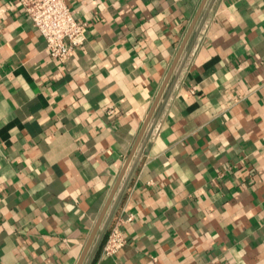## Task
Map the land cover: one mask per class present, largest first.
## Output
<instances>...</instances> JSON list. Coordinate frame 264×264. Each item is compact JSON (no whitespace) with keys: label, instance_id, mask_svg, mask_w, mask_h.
<instances>
[{"label":"crops","instance_id":"crops-1","mask_svg":"<svg viewBox=\"0 0 264 264\" xmlns=\"http://www.w3.org/2000/svg\"><path fill=\"white\" fill-rule=\"evenodd\" d=\"M68 2L61 62L0 0V264H264V0Z\"/></svg>","mask_w":264,"mask_h":264},{"label":"built area","instance_id":"built-area-1","mask_svg":"<svg viewBox=\"0 0 264 264\" xmlns=\"http://www.w3.org/2000/svg\"><path fill=\"white\" fill-rule=\"evenodd\" d=\"M24 10L46 41L48 53L66 62L87 39L89 23L78 19L68 0H21ZM110 111H113L111 108ZM129 216L127 221H131ZM127 244L119 223L115 224L103 247V254L113 255Z\"/></svg>","mask_w":264,"mask_h":264},{"label":"water","instance_id":"water-1","mask_svg":"<svg viewBox=\"0 0 264 264\" xmlns=\"http://www.w3.org/2000/svg\"><path fill=\"white\" fill-rule=\"evenodd\" d=\"M182 51H183V48H181V50H180V52H179V56H178V58H180V55H181ZM177 60H178V59H177ZM175 66H176V63H175L174 66L172 67L171 72H170V74L168 75V77H167V79H166V81H165V83H164V86H163V88H162L160 94L158 95V97H157V99H156V101H155V103H154V106H153V108H152L150 114L148 115V117H147V119H146V122L144 123V126H143V128H142V131H141V134H140V136H139V138H138V141L136 142V145H135L134 150H135L136 147L138 146L139 140H140L141 136L144 134V131L146 130V128H147V126H148V124H149V122H150L151 116H152V114L154 113V110H155L157 104H158L159 101H160V98H161V96H162V94H163V91H164V89H165V87H166V85H167V83H168V81H169V79H170V77H171V74H172V72H173ZM121 178H122V177H120V179H121ZM119 183H120V180L118 181V183H117V185H116V187H115V190L113 191V194H114V192L116 191V189H117ZM113 194L110 196V198H109V200H108V202H107V204H106V206H105V208H104V210H103V212H102V215H101V217H100V220H99V223H98L97 228L99 227V225H100L102 219L104 218V215H105V213H106V210L108 209V206H109V204H110V202H111V200H112Z\"/></svg>","mask_w":264,"mask_h":264},{"label":"trees","instance_id":"trees-1","mask_svg":"<svg viewBox=\"0 0 264 264\" xmlns=\"http://www.w3.org/2000/svg\"><path fill=\"white\" fill-rule=\"evenodd\" d=\"M108 235H109V230H108V232H106V234L104 235L103 239L101 240V246H103L104 243L106 242ZM101 249H102V247H101Z\"/></svg>","mask_w":264,"mask_h":264}]
</instances>
